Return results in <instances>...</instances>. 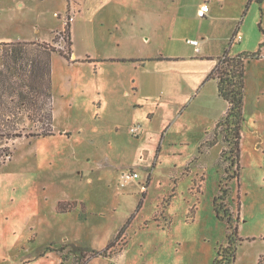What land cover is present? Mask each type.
I'll return each instance as SVG.
<instances>
[{"label":"rangeland","instance_id":"obj_1","mask_svg":"<svg viewBox=\"0 0 264 264\" xmlns=\"http://www.w3.org/2000/svg\"><path fill=\"white\" fill-rule=\"evenodd\" d=\"M143 1L88 0L71 33L77 62L52 54L54 133L14 139L0 165V264H80V248L99 251L87 264H211L227 245L220 186L221 213L240 201L234 264L264 255V3L242 16L247 0H205L217 6L206 20L179 8L202 0ZM75 13L68 0H0L1 42L66 50ZM225 49L260 53L244 66L238 180L217 162L220 140L199 151L226 110L207 78ZM15 120L24 133L43 125L27 111ZM127 170L138 177L122 184Z\"/></svg>","mask_w":264,"mask_h":264},{"label":"trees","instance_id":"obj_2","mask_svg":"<svg viewBox=\"0 0 264 264\" xmlns=\"http://www.w3.org/2000/svg\"><path fill=\"white\" fill-rule=\"evenodd\" d=\"M252 2L260 5L264 3V0H247L242 16L245 15ZM234 35L235 32L230 40H234ZM57 38L56 34L52 38V42L56 43ZM61 38L66 43V50L45 42H30L29 44L37 46L32 50L21 42H0L3 55L2 65L5 68L0 70V165L11 158L13 151L10 143L14 139L19 137L35 138L54 133L52 128L51 53L58 52L65 59L70 60L72 40L69 22H66ZM258 57H260L259 51H243L230 55L225 49L224 53L217 57L218 61L207 76V78L216 81L217 94L226 101L227 107L216 121L212 132L205 133V139L200 145L199 151L204 152L210 149L220 140L225 146L220 149L217 162L220 165L225 164L224 172H228L233 167L236 180L239 179L241 129L244 121V66L248 60ZM19 111L35 114L38 121L43 124L39 126L40 130L24 133L25 127H18L19 121L15 120V114H18ZM227 190L228 188L220 186L218 191L221 193H217L212 200L215 216L225 222L228 232L226 233L227 245L216 248V254L211 264H234L236 248L241 241L238 235L240 201L234 217L227 209V212L221 213L220 207L216 203L220 194H227ZM63 204L59 202V209L64 208ZM68 205H66L67 211L74 208L73 203ZM129 223L130 218L120 228L117 235L122 234ZM110 246L111 244H108L105 249ZM78 250H80V264H87L89 258L99 253L95 249L80 248ZM87 253L90 254L88 258ZM263 257L264 255L260 256L259 264H264ZM62 259L64 260L63 257Z\"/></svg>","mask_w":264,"mask_h":264},{"label":"crops","instance_id":"obj_3","mask_svg":"<svg viewBox=\"0 0 264 264\" xmlns=\"http://www.w3.org/2000/svg\"><path fill=\"white\" fill-rule=\"evenodd\" d=\"M88 0H68V2H71L75 7H76V13H75V16H74V19L72 20V22H71V24H70V36H71V33H72V28H73V23L75 22V20H76V15L78 14V13H80L81 12V9H83V7H84V5L86 4V2H87ZM153 2V0H149L148 1V3L147 2H145V0L143 1V4L146 6L147 4H151ZM171 3H174V0H172V1H170ZM204 2H206L205 0H202V1H199V2H192V1H190V2H186V4H180V6H179V8L180 9H183V11H185L186 10V8H187V10H189V13H192V14H194V16H197V10H198V8H199V6L202 4V3H204ZM216 13H217V6L215 5H209V12L205 15V17H202L203 19H206V20H216V18H217V15H216ZM157 17V16H156ZM158 17H160V16H158ZM198 17V16H197ZM55 31H57V30H55ZM54 31V32H55ZM58 31H60V29L58 30ZM54 35V33L52 34V35H50L49 36V38H46V39H43V38H37V37H34V38H27V39H18V40H16V41H22V40H29V41H43V40H48V39H50L52 36ZM72 39V38H71ZM2 40H9V39H6V38H1L0 39V42L2 41ZM12 41V40H11ZM71 49H72V44H71ZM53 53H58V52H52L51 53V56H52V54ZM59 54V53H58ZM60 55V54H59ZM61 56V55H60ZM63 57V56H62ZM64 58V57H63ZM76 59V57H75V55L73 54V52H72V54H71V57H70V60L69 61H72V62H74V63H76L77 62V60H75ZM67 60V59H66ZM51 61H52V58H51ZM51 89H52V79H51ZM227 107V106H226ZM221 117V116H220ZM219 117V118H220ZM218 118V119H219ZM260 257V256H259ZM259 257L257 258V263H258V260H259ZM115 262V261H114ZM115 263H117V262H115Z\"/></svg>","mask_w":264,"mask_h":264},{"label":"built area","instance_id":"obj_4","mask_svg":"<svg viewBox=\"0 0 264 264\" xmlns=\"http://www.w3.org/2000/svg\"><path fill=\"white\" fill-rule=\"evenodd\" d=\"M208 12H209V4H208V2H204V3H202V4L199 6V8H198V10H197V16L200 17V18L205 17V15H206ZM66 19H67V20H70V21L72 20L71 17H68V18H66ZM234 40H238V41H240V40H241V36L236 34V35L234 36ZM187 41H188L189 43H191V44H194V45H197V44H198V42H197L196 40H194V39H190V40H187ZM197 50H199V49L197 48ZM134 130H135V128L132 129V131H134ZM137 177H138V173H137V172L132 171V170H127V171H125V172L121 175L122 184H124L125 182H127V181H129V180L136 179ZM107 264H117V263L110 261V262H108Z\"/></svg>","mask_w":264,"mask_h":264}]
</instances>
